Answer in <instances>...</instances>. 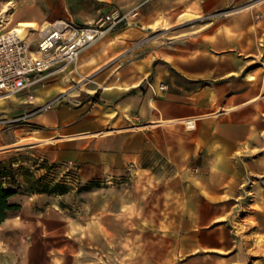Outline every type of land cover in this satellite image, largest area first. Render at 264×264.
Wrapping results in <instances>:
<instances>
[{
    "label": "rangeland",
    "instance_id": "374dc122",
    "mask_svg": "<svg viewBox=\"0 0 264 264\" xmlns=\"http://www.w3.org/2000/svg\"><path fill=\"white\" fill-rule=\"evenodd\" d=\"M46 1L0 0V33L27 6L39 10ZM201 4L168 5L155 19L159 26L142 29L149 49L163 50L156 64L198 84L197 115L130 141L134 155L122 164L112 150L105 164L93 149L79 159L77 146L62 149L69 154L61 159L54 140L47 144L55 157L47 159L46 141L26 117L31 109L4 113L10 105H0V121L23 118L0 124V161L20 206L0 226V264H262L264 236L244 217L256 203L254 189L264 194V0ZM183 13L201 17L184 22ZM141 16L129 29L146 25ZM112 46L103 44L106 57L114 55ZM71 69L74 78L40 90L56 92L39 104L63 95L60 105L78 108L89 99L92 77L81 61ZM148 83L157 94L166 85ZM21 141L35 145L7 147ZM207 242L216 249L206 251Z\"/></svg>",
    "mask_w": 264,
    "mask_h": 264
},
{
    "label": "crops",
    "instance_id": "0c3cea01",
    "mask_svg": "<svg viewBox=\"0 0 264 264\" xmlns=\"http://www.w3.org/2000/svg\"><path fill=\"white\" fill-rule=\"evenodd\" d=\"M189 1L191 0H47L46 8L38 10V6H27L22 14L15 18L16 24L20 21L43 23L69 19L76 24L86 25L97 19L99 11L107 12L112 6L118 7L124 14L142 6L141 17L146 25L138 26L137 30L134 28L117 29L82 53L81 67L86 70L87 76H91L93 81L91 85L94 90L88 96L89 99L78 108H69L59 104L29 119L37 128L36 131L42 134V140L46 141L45 145L48 150L45 156L47 159L55 157L54 152L51 151L52 147L47 144L49 140H54L51 145L60 148L57 157L61 159L69 154L68 151H62V149L77 146V151L75 149L73 153L78 155L79 159H85L88 151L93 149L97 157L101 158L100 163L105 164L108 157L106 152L112 150L116 152L111 154L112 157L122 164L124 159L128 160L134 155V150L128 148L130 141L135 139L144 141L145 138L149 139L152 130H160L167 123L175 125L197 115V97L202 94L199 92L198 84L191 80L184 82L181 80L183 77L174 74L167 65L156 64L157 60L165 59L159 55L163 53V50H150L151 41L146 40V36H142L145 34L142 29L152 31L150 26L156 21L157 15L168 10V5ZM194 1L199 5H202V1L203 3L207 1L210 7L215 5V0ZM103 44H112L111 50L114 55L106 57L103 54ZM142 46L143 49L148 48L149 50L140 54ZM97 48L100 49L96 50ZM150 55H153L152 62L146 64L145 67L140 66L139 63L147 60ZM73 73L70 67L50 76L34 92L33 104L39 106L41 104L37 100L49 98L55 94L54 88L46 93L40 91L46 85L57 79L64 81L71 77L74 78ZM148 81L155 84L163 82L168 89L161 90L159 94L154 95L147 86ZM108 87L113 88L108 90ZM202 91L206 92V90ZM36 92L39 93L37 97ZM93 97H96L95 102ZM14 102H17V106H13ZM29 103L24 96L15 97L6 100L3 105H10V107L1 111L9 113L19 108L26 110L35 107ZM14 115L16 114L11 116ZM109 124L112 126V131L103 132ZM134 126L141 127L134 128ZM254 195L258 196L257 199H253L256 203L252 202L249 205L244 219H254V223L246 224L247 228L253 230L255 234L264 236V194L256 187ZM10 201L14 202V197ZM256 204L259 208L255 207ZM253 244L252 241L251 246ZM202 246L206 247V251L216 249L214 243L207 242ZM199 250L197 249L196 252ZM261 262L264 264V258Z\"/></svg>",
    "mask_w": 264,
    "mask_h": 264
},
{
    "label": "built area",
    "instance_id": "2783aa9c",
    "mask_svg": "<svg viewBox=\"0 0 264 264\" xmlns=\"http://www.w3.org/2000/svg\"><path fill=\"white\" fill-rule=\"evenodd\" d=\"M141 9L142 6H138L124 14L112 6L107 12L99 11L97 19L86 25L60 19L43 25L36 32L29 29L27 33L19 34L11 28L0 33V98L10 100L24 96L30 105H34V92L39 85L54 73L77 65L86 49L111 32L136 25ZM148 87L154 95L157 94L152 83H148ZM161 90H167V86L162 84ZM63 98L61 95L45 105H34L26 117L52 109ZM21 120L23 118H15L0 121V124L13 125Z\"/></svg>",
    "mask_w": 264,
    "mask_h": 264
},
{
    "label": "bare ground",
    "instance_id": "6f19581e",
    "mask_svg": "<svg viewBox=\"0 0 264 264\" xmlns=\"http://www.w3.org/2000/svg\"><path fill=\"white\" fill-rule=\"evenodd\" d=\"M10 6H11V3H8L5 5L4 7V10L2 11V15H5L7 16V14L9 13L10 11ZM4 16V17H5ZM201 16H197V15H193V14H190V13H183L181 16H180V19L183 20L184 22H192L198 18H200ZM161 24V20L157 19L153 25L154 26H159ZM47 26V24L45 25ZM16 30V32H18L19 34H25L28 32L29 29H32L33 32H36L38 30H40V26L36 23H31V22H18L14 27H12ZM91 82V81H89ZM113 88V87H112ZM111 87H108L107 89L108 90H112ZM132 88V87H131ZM5 99H2L0 98V105L5 103ZM189 126L191 127H194V121L193 120H189L186 122ZM111 131V130H110ZM38 132V131H37ZM106 135V134H104ZM24 140V139H23ZM37 140V139H36ZM46 140V139H45ZM50 141V140H49ZM48 141V142H49ZM37 142H40V141H37ZM35 144L34 143H22L19 142V143H16V144H12V145H9L7 147H17V148H22V149H26V148H32ZM37 145V144H36Z\"/></svg>",
    "mask_w": 264,
    "mask_h": 264
},
{
    "label": "trees",
    "instance_id": "16d2710c",
    "mask_svg": "<svg viewBox=\"0 0 264 264\" xmlns=\"http://www.w3.org/2000/svg\"><path fill=\"white\" fill-rule=\"evenodd\" d=\"M10 178L11 176L7 174L2 161H0V226L8 220L12 212L20 209L17 203L10 201L16 194L14 190L9 188L8 180Z\"/></svg>",
    "mask_w": 264,
    "mask_h": 264
}]
</instances>
